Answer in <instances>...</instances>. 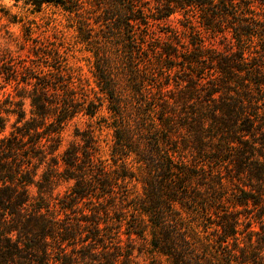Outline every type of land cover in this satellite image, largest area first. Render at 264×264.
Wrapping results in <instances>:
<instances>
[{"label": "trees", "instance_id": "obj_1", "mask_svg": "<svg viewBox=\"0 0 264 264\" xmlns=\"http://www.w3.org/2000/svg\"><path fill=\"white\" fill-rule=\"evenodd\" d=\"M23 1L76 22L94 86L5 30L0 264H264V0Z\"/></svg>", "mask_w": 264, "mask_h": 264}, {"label": "rangeland", "instance_id": "obj_2", "mask_svg": "<svg viewBox=\"0 0 264 264\" xmlns=\"http://www.w3.org/2000/svg\"><path fill=\"white\" fill-rule=\"evenodd\" d=\"M4 10L8 11L12 15H17L18 18L21 19V22L16 25L10 24L5 27L4 25L7 24V21L4 18L0 20V46L8 45L9 40L5 33L6 29L12 32L18 40H22L21 29L23 26H31L33 30L32 37L42 43L46 44L47 42L49 45L50 43H58L59 39L64 40L65 45L69 47L70 50H72L70 53V64L79 68L82 77L89 80V82L94 86L91 63L89 62L91 54L86 52L84 50V47L77 43V24L70 16L65 14L59 8H55L53 6H44L40 12L31 13V9L24 4L23 0L19 1L18 3L15 0H11V2L0 0V16L4 14ZM168 29V24H164L158 28V30L161 31ZM10 47L13 50L18 51L14 43H10ZM24 53L27 54V49ZM17 54L21 53L17 52ZM1 94L2 91H0V96ZM84 120L86 119L82 117L81 119L77 120L76 123L83 127ZM73 133L74 126L72 124L65 130L63 134V143L61 150H63L74 139ZM1 136L2 134H0V137ZM101 139L103 152L105 156H107V144H109L111 140L110 132L108 130H105L101 135ZM70 185L71 182L61 183L57 191L64 193ZM134 246L136 262L138 264H154V259H152V257L148 254V248L142 240H138L136 243H134ZM138 249L141 250L142 253H138Z\"/></svg>", "mask_w": 264, "mask_h": 264}, {"label": "clouds", "instance_id": "obj_3", "mask_svg": "<svg viewBox=\"0 0 264 264\" xmlns=\"http://www.w3.org/2000/svg\"><path fill=\"white\" fill-rule=\"evenodd\" d=\"M6 2H11V0H6Z\"/></svg>", "mask_w": 264, "mask_h": 264}]
</instances>
